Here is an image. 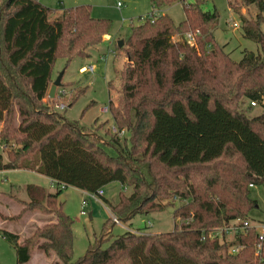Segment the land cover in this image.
Here are the masks:
<instances>
[{"label": "trees", "instance_id": "1", "mask_svg": "<svg viewBox=\"0 0 264 264\" xmlns=\"http://www.w3.org/2000/svg\"><path fill=\"white\" fill-rule=\"evenodd\" d=\"M149 1L152 15L132 27L119 48L127 62L118 73L117 102L108 107L117 132L102 141L46 112L44 101L57 61L89 57L111 36L112 22L93 18L85 6L57 15L40 0H0V143L9 150L7 161L0 154V172H35L57 188L50 193L28 185L24 202L54 222L35 227L22 243L19 235L0 230L17 264H28L36 248L61 264H85L93 256L91 264H264L256 230L224 241L209 236L234 220L250 221L256 205L250 190L264 185V0L228 1L242 20L243 36L259 45L240 62L214 36L219 14L203 11L207 0ZM177 2L185 11L180 25L158 15ZM252 7L254 19L244 17L241 11ZM198 31L191 45L186 35ZM109 88L115 89L112 83ZM248 102L263 114L246 116ZM112 183L131 190L116 203L100 196L121 224L173 208L176 229L128 232L104 261L100 247L74 261V221L59 198L71 187L98 195ZM106 230L108 240L112 228ZM235 246L242 249L233 255Z\"/></svg>", "mask_w": 264, "mask_h": 264}, {"label": "rangeland", "instance_id": "2", "mask_svg": "<svg viewBox=\"0 0 264 264\" xmlns=\"http://www.w3.org/2000/svg\"><path fill=\"white\" fill-rule=\"evenodd\" d=\"M40 2L59 13L57 15H61L68 9L89 7L93 18L112 22L111 36L99 47L90 49L89 57L75 58L68 65L65 60L57 61L55 80L64 72L63 85L57 90L54 100L47 97L44 101L47 106L46 112L49 114L59 113L69 122L88 130V133L96 134L102 141L107 140L110 138L108 135L113 132L114 120L111 113L105 109H108L111 101L117 102V93L121 84L118 73L123 70L127 60L118 44L129 38L132 27H139L152 15L153 7L149 0H40ZM118 2L122 4L121 8L118 7ZM188 3L194 4L195 1L189 0ZM214 10H217L219 14V24L214 36L221 46H225V51L234 61H242L246 50L259 52V45L243 36L242 20L239 15L230 10L228 0H207L203 4L204 12L213 13ZM241 12L244 17L254 19L257 9L245 8ZM158 15H168L173 22L180 25L185 18L184 6L181 2H177L167 9L158 11ZM235 24L238 27H234ZM262 31L264 33V23ZM90 67L95 68L94 73L81 71L83 68ZM110 83L114 85V91L110 90ZM62 91L66 94L61 95ZM76 97H78L77 100L70 107ZM61 103L66 105L65 109H57V105ZM242 111L249 118L263 114L261 106H251L250 102L243 107ZM19 120L20 117L15 115L16 124ZM3 127L4 125L1 124L0 132ZM14 148L18 151L19 145ZM8 152L9 150L0 149V154L5 161L9 159ZM1 177L0 180H2ZM4 177L6 184L2 185L0 181V230L19 235L20 243H22L30 237L38 221H47L53 217L40 212H31L25 208L24 202L28 201L26 192L28 185L39 186L50 193H55L57 188L46 177L27 171ZM130 191L127 188L125 192L119 183H112L104 188V197L116 203L121 193L128 195ZM250 191L251 198L256 201L250 218L255 224L264 223V185L252 187ZM84 200H86L85 205H83ZM171 201L175 204L174 207L180 206L178 199L172 198ZM59 202L63 205L64 213L74 221V261L84 258L90 250L97 247H100L99 259L104 261L114 250V245L120 246L127 229L148 235L171 233L176 229L173 208L146 216L136 215L126 224L112 226L114 216H111L109 208L100 197L96 200L90 199L83 191L71 187L63 191ZM110 218L112 222L107 224ZM148 223H151L152 227ZM108 227L112 230L106 240ZM95 258L91 257L85 264H91ZM0 264H17L15 250L1 236ZM28 264H61V262L53 253L46 256L43 251L34 249L32 260Z\"/></svg>", "mask_w": 264, "mask_h": 264}, {"label": "built area", "instance_id": "3", "mask_svg": "<svg viewBox=\"0 0 264 264\" xmlns=\"http://www.w3.org/2000/svg\"><path fill=\"white\" fill-rule=\"evenodd\" d=\"M118 7L119 8L122 7V4L120 2H118ZM234 27H238V25L235 24ZM198 35H200L199 31L195 32V33H192V32L188 33L186 35L188 42L191 45H193L195 43ZM81 71L84 73H94L95 68L94 67H90L87 69L83 68V69H81ZM60 94L64 95V94H66V92L62 91ZM252 106H255V104L252 103ZM65 107H66V105L64 103L57 105V109H65ZM105 111H108V109H105ZM112 131L114 133L117 132V130L115 128H113ZM0 149H2V150L5 149V146L1 143H0ZM5 174H6V172H0V176H2L1 179L3 182L6 181L5 179L3 180V178H5L4 177ZM85 195L90 199L96 200L98 197L104 196L105 193H104V190H101L98 195L89 194V193H85ZM85 204H86V200L83 201V205H85ZM83 215H84V213H83ZM113 221L116 225H122L121 222L116 218H114ZM148 225L150 227H152L151 223H148ZM252 229L256 230V232L258 233L259 242H260V245H262L264 243V223L255 224L254 222H252V220H250V221L249 220H241V219L234 220L233 222H230V224H228L226 226L219 227V228H216V229L210 231L209 236L212 239H218V240L220 239V240L224 241L225 237L233 239V238H235V236L246 234L247 232H249ZM128 232L136 234V235L141 234L139 232H135V231L127 229L126 233H128ZM241 249H242L241 246L240 247L235 246L234 248L230 249V253L235 255Z\"/></svg>", "mask_w": 264, "mask_h": 264}, {"label": "water", "instance_id": "4", "mask_svg": "<svg viewBox=\"0 0 264 264\" xmlns=\"http://www.w3.org/2000/svg\"><path fill=\"white\" fill-rule=\"evenodd\" d=\"M119 48H122L124 46V41L119 42ZM64 72H62L57 79L53 82L50 92H49V99H55L57 90L62 87V78H63Z\"/></svg>", "mask_w": 264, "mask_h": 264}, {"label": "crops", "instance_id": "5", "mask_svg": "<svg viewBox=\"0 0 264 264\" xmlns=\"http://www.w3.org/2000/svg\"><path fill=\"white\" fill-rule=\"evenodd\" d=\"M56 14H59V13H56ZM108 39H109V37H108ZM107 38L105 39V40H108ZM126 62H127V60H126ZM55 77H56V75H55V70H54V73H53V79L55 80ZM18 172H21V171H13V172H6V174H5V176L6 175H9V174H16V173H18ZM27 172H31V171H27ZM31 173H33V174H36V175H38V176H41V175H39V174H37V173H35V172H31ZM48 179V178H47ZM50 182H52L50 179H48ZM1 181V183H2V185H4V183L5 182H3L2 180H0ZM53 183V182H52ZM6 184V183H5ZM54 184V183H53ZM3 221V220H2ZM49 221H52V222H54L55 221V219L52 217V218H50V220H47V221H38L37 222V224L34 226V228L35 227H42L44 224H46L47 222H49ZM36 250H38L37 248H36ZM111 254V253H110ZM31 262V261H30Z\"/></svg>", "mask_w": 264, "mask_h": 264}]
</instances>
